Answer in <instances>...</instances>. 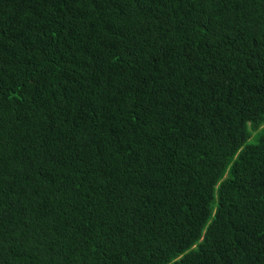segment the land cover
Masks as SVG:
<instances>
[{"label": "trees", "instance_id": "16d2710c", "mask_svg": "<svg viewBox=\"0 0 264 264\" xmlns=\"http://www.w3.org/2000/svg\"><path fill=\"white\" fill-rule=\"evenodd\" d=\"M263 125L264 0H0V264H264Z\"/></svg>", "mask_w": 264, "mask_h": 264}, {"label": "rangeland", "instance_id": "374dc122", "mask_svg": "<svg viewBox=\"0 0 264 264\" xmlns=\"http://www.w3.org/2000/svg\"><path fill=\"white\" fill-rule=\"evenodd\" d=\"M260 131H261L262 133H264V125H263V127H262V129H261ZM260 131H259V132H260ZM259 132H258V133H259Z\"/></svg>", "mask_w": 264, "mask_h": 264}]
</instances>
